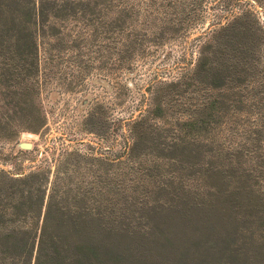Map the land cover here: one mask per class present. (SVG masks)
<instances>
[{
	"label": "rangeland",
	"instance_id": "obj_1",
	"mask_svg": "<svg viewBox=\"0 0 264 264\" xmlns=\"http://www.w3.org/2000/svg\"><path fill=\"white\" fill-rule=\"evenodd\" d=\"M120 1L22 6L38 50L21 77L0 58V236L14 234L0 260L264 264L261 209L247 203L264 198V174L254 187L252 164L229 156L264 152V0ZM92 9L104 20L132 10L134 30L105 41ZM223 98L243 102L231 109L235 134L221 124L198 137L202 154L183 147L184 127ZM53 192L74 201L67 219L45 221ZM44 221L62 254L39 247Z\"/></svg>",
	"mask_w": 264,
	"mask_h": 264
},
{
	"label": "trees",
	"instance_id": "obj_2",
	"mask_svg": "<svg viewBox=\"0 0 264 264\" xmlns=\"http://www.w3.org/2000/svg\"><path fill=\"white\" fill-rule=\"evenodd\" d=\"M68 1V0H67ZM104 3H115L114 0H103ZM30 3H34V0H0V58L3 60L1 61L2 66L4 67H11L12 71L11 73L15 74V71H22L27 72L31 69H33V63L35 61V51L37 53V46L35 44V36L36 32L33 30H29L28 28V16L24 8L22 6H30ZM117 3H121L120 0H117ZM73 5V4H72ZM23 10V12L20 9ZM92 6L95 8H98V6L92 3ZM115 5H110L105 7L108 10H112ZM90 7V6H89ZM22 12V13H21ZM89 15L91 16L90 21H95L98 24V33L100 37H102L105 41L107 40H113V42L118 38L121 34L124 33V31H129L128 35L133 29V21L130 18V15L132 17V10H121L118 11V15L115 18L110 19H103V17H99L96 15H99V13L92 9V11H88ZM22 14V15H21ZM25 14V15H24ZM130 29V30H129ZM225 28H223L221 31H224ZM132 37V36H131ZM96 42V41H95ZM248 44V42H244V44ZM243 44V45H244ZM257 45V42H256ZM259 45V44H258ZM257 45V46H258ZM96 47V53L102 54L103 51H101L99 48ZM131 47V46H130ZM125 48V53L131 52L132 48ZM115 48V47H113ZM244 53L247 54V49L244 47ZM257 50V48H256ZM6 55V58H3ZM9 56V57H8ZM37 59V55H36ZM17 62H20L17 64ZM11 64V66H10ZM18 77H21V73L15 74ZM232 103H229L227 101V98H223L222 100H213V102L210 104V113L205 117H198L194 120L191 126L184 127L185 128V138L183 139V143L181 145H185L183 147H187L186 145H194V148L196 149L195 153L202 154L201 149L202 146H197L203 144V142H200V138L198 137L200 135H207L215 128L218 129L221 124H225L227 126V131L230 133V135H234V130L237 126V122L234 120L231 121L230 118H233L234 115H231V109L233 111L237 110H243V102L241 101H234L233 105ZM239 107H238V106ZM252 121H248V125ZM186 125V124H184ZM200 130V131H199ZM195 132L197 133V136L193 139H190L191 142H188L185 140L188 138L189 133ZM205 133V134H203ZM254 134L256 137L257 133L254 131H249L248 134ZM189 139V138H188ZM259 142L258 139H254L253 137H250L249 142ZM201 143V144H200ZM238 149V150H237ZM130 150V149H129ZM193 150V149H192ZM234 153H229V156L233 158L231 162H233L235 165H243L245 162L247 164H252L251 171L254 174H250L245 172V177H248L252 181H256L253 183V186L258 188L257 180L259 179L261 181V178L264 174V152L260 148V145H255L254 147L250 148H236L234 150ZM192 151H190L191 154ZM129 157V155H128ZM130 160V157L128 158V161ZM120 163L123 165L124 162L122 160ZM128 163V162H127ZM256 178V180H254ZM56 188V187H55ZM248 193H251L249 191ZM67 194V193H66ZM217 195H220V193L217 191ZM67 195L64 196V194L53 192L51 199L49 198L48 201V207L47 212L44 216V219L46 221V217H50V215L55 216L57 214L60 215V221L63 220L62 218L67 219L71 213V206L68 204H72L74 202L72 199L71 201L67 200ZM259 201L252 200L251 198L247 199V203L250 206L251 210L258 211L261 209L259 214H257L255 219H258L261 221L262 229L259 231L261 236L259 239L263 241L264 243V198H255ZM76 201V199H75ZM87 211V209H86ZM89 211V210H88ZM85 213H77L76 218H81L82 223H88L89 220L94 216H88L86 217L84 215ZM98 215V214H96ZM90 217V218H89ZM100 217V216H99ZM256 220L255 223L259 224V221ZM45 221L43 223V226L40 228L39 233V241L38 245L44 246L49 250V257H51L54 253L53 249H55L58 253L65 252L66 248L64 249L62 242H59V244L52 243L57 240L59 241L55 235L52 233L50 235V232L48 234V229L46 227ZM58 233L62 234L63 230H60V227H58ZM24 235L29 236L30 232L28 230L23 231ZM48 234V235H47ZM58 234V236H59ZM71 231L64 232L65 236H70ZM13 235L12 233L3 234L0 240V246H6L7 248L10 246L9 243H13ZM64 236V237H65ZM86 239H89L91 237L90 234H84ZM48 237V238H47ZM44 238L45 241L51 242L48 243V246L44 244ZM61 240V239H60ZM51 244V245H50ZM55 245V246H53ZM38 250V249H37ZM0 254H3L1 252ZM6 260V259H5ZM0 260V264H11L8 261ZM20 261V259H19ZM38 263V262H37Z\"/></svg>",
	"mask_w": 264,
	"mask_h": 264
},
{
	"label": "water",
	"instance_id": "obj_3",
	"mask_svg": "<svg viewBox=\"0 0 264 264\" xmlns=\"http://www.w3.org/2000/svg\"><path fill=\"white\" fill-rule=\"evenodd\" d=\"M20 147H21L22 149H27V150H29V149H31L32 145L29 144V143H22V144H20Z\"/></svg>",
	"mask_w": 264,
	"mask_h": 264
}]
</instances>
